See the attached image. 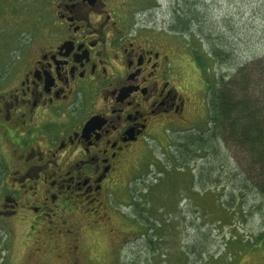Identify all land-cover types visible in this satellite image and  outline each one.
<instances>
[{
	"label": "flooded vegetation",
	"instance_id": "obj_1",
	"mask_svg": "<svg viewBox=\"0 0 264 264\" xmlns=\"http://www.w3.org/2000/svg\"><path fill=\"white\" fill-rule=\"evenodd\" d=\"M49 16L36 43L17 28L0 43V221L26 228L38 255L76 240L82 216L111 221L133 149L201 107L174 48L128 28L118 0H56Z\"/></svg>",
	"mask_w": 264,
	"mask_h": 264
},
{
	"label": "rangeland",
	"instance_id": "obj_2",
	"mask_svg": "<svg viewBox=\"0 0 264 264\" xmlns=\"http://www.w3.org/2000/svg\"><path fill=\"white\" fill-rule=\"evenodd\" d=\"M55 1L0 0V43L15 28L22 33L24 45L36 43ZM118 1L119 16L128 28L141 27L174 48L193 85L197 108L201 107L193 114L190 111L182 128L158 133L133 149L111 189L109 201L116 208L111 221L102 220L103 226L91 228L93 218L82 216L79 237H55L44 255L32 251L38 246L35 238L25 245L26 228L0 221V264H264V242L256 241L264 234V175L252 155L225 141L229 128L224 139L219 133L221 144L211 153L192 152L194 147L187 143L190 135L206 131L209 88L215 89L221 77L230 81L243 68L248 79L241 80L234 94L264 105V0H201L195 7L209 37L223 38L232 54L229 63L208 62L212 68L206 75L195 64L193 52L198 49V56L206 57L208 40L171 29L182 0ZM246 85L249 92L239 94ZM183 151L189 153L183 156ZM237 187H244V194L238 196L243 199L229 204ZM220 200L226 209H221ZM63 216L62 224L69 219ZM68 241L76 246V253H55V244ZM47 242L40 240V245Z\"/></svg>",
	"mask_w": 264,
	"mask_h": 264
},
{
	"label": "trees",
	"instance_id": "obj_3",
	"mask_svg": "<svg viewBox=\"0 0 264 264\" xmlns=\"http://www.w3.org/2000/svg\"><path fill=\"white\" fill-rule=\"evenodd\" d=\"M200 5L201 0H182V3L180 2V5H178L173 14L171 29L184 36L188 35V37L193 39L198 38L197 40H201L205 38L208 40V48L204 51L206 57L202 58L198 56V49L193 52L195 64L202 74L206 75L208 70L212 68V64L210 66L207 65L208 62H213L214 64L217 62H221V64L229 63L232 54L229 45L223 38H218V41H214L209 37L211 35L210 31L205 29V24H202L203 20H200V18H203L202 14L198 12L197 8L195 9L196 6ZM237 73L236 78L230 81H228L229 78L221 77L215 89L209 88V97L207 98L209 120L206 131L202 135L199 133L190 135L188 137L189 142L187 143L194 147L192 152L195 151L198 154L207 150L211 153L213 149L217 150V147L221 144L219 133L223 134L222 139H224L223 136L227 133V128H229V139H225V141L233 142L237 147L247 149L253 157L252 160L256 169L260 170V173L264 175V105L253 102L246 95V99L244 100L242 97L239 98L238 95L234 94V89H238L242 84L241 80L248 79L243 68H240ZM242 92H249L247 85L242 91L239 90V94ZM181 153L185 156L184 154L189 152L183 151ZM238 172V178L242 180V173L240 170ZM253 188L255 187H252L251 193H253ZM243 194L244 187H237V192L233 191L230 194L229 200L231 202L228 203L239 202L243 198H239L238 196ZM219 203L221 209H226V204L221 203V200ZM256 241L264 242V234ZM2 243L3 240L0 239V244L2 245Z\"/></svg>",
	"mask_w": 264,
	"mask_h": 264
}]
</instances>
